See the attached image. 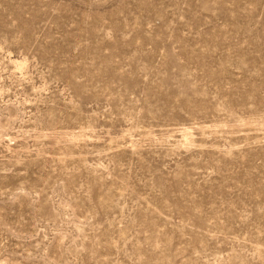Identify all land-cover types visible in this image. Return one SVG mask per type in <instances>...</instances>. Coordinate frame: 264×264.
<instances>
[{
    "label": "rangeland",
    "instance_id": "obj_1",
    "mask_svg": "<svg viewBox=\"0 0 264 264\" xmlns=\"http://www.w3.org/2000/svg\"><path fill=\"white\" fill-rule=\"evenodd\" d=\"M0 264H264V0H0Z\"/></svg>",
    "mask_w": 264,
    "mask_h": 264
},
{
    "label": "bare ground",
    "instance_id": "obj_2",
    "mask_svg": "<svg viewBox=\"0 0 264 264\" xmlns=\"http://www.w3.org/2000/svg\"><path fill=\"white\" fill-rule=\"evenodd\" d=\"M20 64H21V63H20ZM188 131H189V130H188ZM183 133H184V135H187V132L184 131ZM188 134H189V133H188Z\"/></svg>",
    "mask_w": 264,
    "mask_h": 264
}]
</instances>
